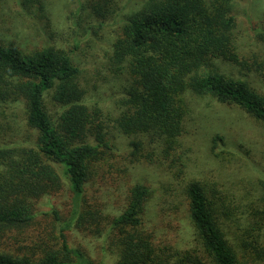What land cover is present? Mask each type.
Instances as JSON below:
<instances>
[{
  "label": "trees",
  "instance_id": "trees-1",
  "mask_svg": "<svg viewBox=\"0 0 264 264\" xmlns=\"http://www.w3.org/2000/svg\"><path fill=\"white\" fill-rule=\"evenodd\" d=\"M18 1L27 12L33 6L37 13H45L44 0ZM80 1L81 17L100 20L98 28L114 19L119 3ZM235 1L150 0L123 22L112 44L111 61L118 78L126 81L127 98L117 119L122 134L155 135L173 148L191 113L190 95L236 107L264 124V93L246 79L221 73L212 63L239 62ZM262 18L264 22V13ZM260 36L264 42V33ZM82 75L71 50L44 46L25 53L0 39V117L7 119V110L14 115L0 130V233L26 230L35 221L38 200L59 192L66 181L74 194L71 220L79 219L80 225L109 221L106 238L115 248L118 264H264V217L257 219L253 213L254 220H239L245 234L229 239L231 230L221 219L224 210L199 181L186 187L199 252L158 247L144 229L150 189L142 184L132 188L128 206L111 220L100 210L81 205L94 165L113 148L101 118L103 110L86 102ZM217 140L223 139L213 138L214 143ZM67 229L60 233L63 253L45 249L36 259L0 251V264H93L82 251L68 246Z\"/></svg>",
  "mask_w": 264,
  "mask_h": 264
},
{
  "label": "rangeland",
  "instance_id": "rangeland-1",
  "mask_svg": "<svg viewBox=\"0 0 264 264\" xmlns=\"http://www.w3.org/2000/svg\"><path fill=\"white\" fill-rule=\"evenodd\" d=\"M17 1V2H16ZM45 13L21 1L0 0V39L25 53L44 46L73 51L74 61L83 68L81 82L86 102L102 110L112 149L93 167L85 185L81 205L100 210L110 220L124 212L136 184L150 189L143 215L144 229L152 233L158 247L168 250L201 251L189 219L186 187L199 181L221 212V219L233 236L245 234L239 220L264 217V124L236 107L218 104L209 97L195 98L186 117L185 130L173 148L155 135H125L117 119L127 98L126 81L112 66L114 40L123 22L150 0H119L116 16L98 28L100 20L81 17L80 0H44ZM264 0H236L234 15L238 63H216L221 73L248 80L264 93ZM125 70L123 76L126 78ZM55 114V106L49 102ZM16 115V112H15ZM0 117V130L14 115ZM10 134V132L8 133ZM223 140L213 142V138ZM134 144H138V147ZM74 194L64 181L62 189L43 196L35 205V221L24 231L0 233V251L13 256L42 257L45 249L62 252L60 233L65 231L70 248L78 249L93 264H118L115 248L106 238L105 224L93 220L80 225L71 220ZM259 207V209H256ZM57 211V215L54 213ZM101 227V228H100ZM97 228L101 234L96 233ZM249 234L245 238H249ZM75 257V256H74ZM73 257V258H74ZM252 264V263H250Z\"/></svg>",
  "mask_w": 264,
  "mask_h": 264
}]
</instances>
